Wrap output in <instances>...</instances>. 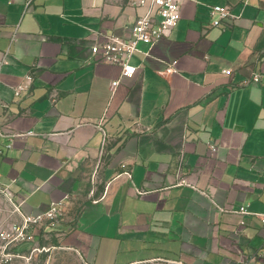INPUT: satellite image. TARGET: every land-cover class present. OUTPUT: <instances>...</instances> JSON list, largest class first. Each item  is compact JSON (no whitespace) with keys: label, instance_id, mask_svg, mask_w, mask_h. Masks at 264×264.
<instances>
[{"label":"crops","instance_id":"obj_1","mask_svg":"<svg viewBox=\"0 0 264 264\" xmlns=\"http://www.w3.org/2000/svg\"><path fill=\"white\" fill-rule=\"evenodd\" d=\"M214 5L236 16L214 26ZM145 10L0 0V192L60 204L35 234L86 264H264V224L233 211L264 213V0H182L112 90L121 66L92 45ZM9 203L0 222L20 220Z\"/></svg>","mask_w":264,"mask_h":264},{"label":"built area","instance_id":"obj_2","mask_svg":"<svg viewBox=\"0 0 264 264\" xmlns=\"http://www.w3.org/2000/svg\"><path fill=\"white\" fill-rule=\"evenodd\" d=\"M138 6H146V10L138 15L131 25L128 34L117 35L104 34L98 37L92 45V52L99 60L121 66V75L111 82L112 90L120 83L122 77L133 76L137 66L131 62L132 56L139 50V43H155L167 36L178 24L181 17L180 9L182 0H133ZM212 25L220 26L223 20L233 18L236 15L227 6L214 5L211 7ZM173 66H168L167 72L173 71ZM20 87L17 89V93ZM3 136V133L0 132ZM10 144L7 145V147ZM212 150L216 149L211 145ZM3 149L0 148V153ZM6 193V192H5ZM8 196V194L6 193ZM14 211L19 214L20 220L12 222L8 234L3 235L5 243L3 249L14 241H26L35 238V229L45 225H56L62 215V207L58 203L51 204L50 208L42 213L32 215L25 213L20 205L12 197L8 196ZM235 212L255 214L264 224V213L252 212L246 206L233 209ZM9 237V239L7 238Z\"/></svg>","mask_w":264,"mask_h":264},{"label":"rangeland","instance_id":"obj_3","mask_svg":"<svg viewBox=\"0 0 264 264\" xmlns=\"http://www.w3.org/2000/svg\"><path fill=\"white\" fill-rule=\"evenodd\" d=\"M11 204L0 192V209L3 213ZM6 209V210H5ZM14 218L0 222V264H86L70 249L52 246L51 236H35L32 240L14 241L3 249L4 236L8 234ZM9 239V237H7ZM145 264H177L167 261H157Z\"/></svg>","mask_w":264,"mask_h":264},{"label":"trees","instance_id":"obj_4","mask_svg":"<svg viewBox=\"0 0 264 264\" xmlns=\"http://www.w3.org/2000/svg\"><path fill=\"white\" fill-rule=\"evenodd\" d=\"M52 245H58L54 239V237L51 238Z\"/></svg>","mask_w":264,"mask_h":264}]
</instances>
